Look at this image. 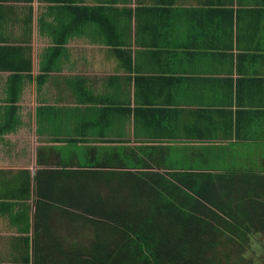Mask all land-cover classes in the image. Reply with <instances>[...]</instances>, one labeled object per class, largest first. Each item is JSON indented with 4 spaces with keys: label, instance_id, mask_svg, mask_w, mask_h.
<instances>
[{
    "label": "crops",
    "instance_id": "1",
    "mask_svg": "<svg viewBox=\"0 0 264 264\" xmlns=\"http://www.w3.org/2000/svg\"><path fill=\"white\" fill-rule=\"evenodd\" d=\"M0 3L13 16L29 14L32 42L40 37L48 48L54 45L52 28L71 19L59 6L64 4ZM72 3L93 8L90 13L106 21L99 25L82 18L62 44L59 68L46 76L44 90L56 94L52 103L36 102L33 108L29 155L37 169L55 168L61 155H68L70 167L76 168L86 155L88 163L100 165L95 188L114 191L116 171L135 169L121 168L120 147L126 158L158 172H263L264 0ZM20 27L21 22L9 24L8 30L16 33ZM114 44L128 51L130 70L117 65ZM77 80L80 91L104 101L78 103ZM106 106L111 108L101 111ZM52 125L58 129L51 131Z\"/></svg>",
    "mask_w": 264,
    "mask_h": 264
},
{
    "label": "trees",
    "instance_id": "2",
    "mask_svg": "<svg viewBox=\"0 0 264 264\" xmlns=\"http://www.w3.org/2000/svg\"><path fill=\"white\" fill-rule=\"evenodd\" d=\"M45 1L64 4L59 6L71 19L52 28L54 45L42 56L38 85L59 68L62 44L82 18L99 25L106 21L102 15L93 16V8L72 0ZM1 4L0 72L8 75L0 104V137L20 126L17 102L32 69L31 17L13 16L12 10L10 15ZM20 22V32L8 30L9 24ZM111 51L119 67L131 69L126 49L114 44ZM80 83L74 82L78 103L104 101L80 91ZM42 112H37L40 119ZM38 163L43 161L38 158ZM120 164L135 169L116 171V190L104 192L95 188L100 165L94 162L78 161L73 168L62 160L55 168H38L33 174L26 168L0 169V216L22 234L13 244L18 258L6 264H264L253 241L254 232L264 231V170L238 175L187 169L164 173L148 169V163ZM63 222L72 224L67 234L61 232ZM77 227L91 228L92 236L82 239Z\"/></svg>",
    "mask_w": 264,
    "mask_h": 264
},
{
    "label": "rangeland",
    "instance_id": "3",
    "mask_svg": "<svg viewBox=\"0 0 264 264\" xmlns=\"http://www.w3.org/2000/svg\"><path fill=\"white\" fill-rule=\"evenodd\" d=\"M92 33V32H91ZM99 35V32H96ZM31 37V36H30ZM48 42L45 39H41L38 37L34 42H32L30 38V42L28 46L30 47V56L32 62L31 69V79H27L24 82L23 90L20 94L19 100L17 104L18 115L21 120L20 126L16 128L13 133H6L2 136V141H0V169L4 170H13L16 171L18 169L27 168L30 171L36 170V162H31V155H29L30 146V131L31 125L33 121V108L36 106V102L38 105L44 102H53L54 95L52 90H50V94L44 90L46 88V81H44L41 85H38L36 82V75L39 73V62L42 58V55L48 48ZM8 75V72H0V104L3 105L4 98L6 97L5 91V80ZM50 86L52 80L49 81ZM54 82V81H53ZM59 96L55 97L58 98ZM70 98V97H69ZM72 99V98H71ZM70 99V100H71ZM56 108V107H55ZM51 117V116H50ZM39 118V116H38ZM52 124V121H48ZM47 124V123H46ZM48 125V124H47ZM53 126V125H52ZM48 128V126H47ZM57 127L53 126L51 131H56ZM46 128H41L44 130ZM41 137H39L40 143ZM118 158L121 160L122 164L126 162L127 166L130 164H134L133 157L129 159L126 158L124 151L118 147ZM62 160H69L68 155H61ZM114 160H112V165H114ZM56 164V161H54ZM82 162V161H79ZM84 162H87L86 155H84ZM51 164V162H50ZM54 164V163H53ZM40 167V165H39ZM189 168V167H187ZM105 190V189H104ZM33 198L29 200V203L32 205ZM34 211L33 206L30 208V214L32 215ZM64 228H62L61 232H65L67 234L68 229L71 227V223H65ZM73 225L77 226V223H73ZM77 236H81L90 238L92 236L91 228L77 227L76 229ZM254 240L256 241V254L260 258V255L264 259V252L262 249L264 248V231H257L253 233ZM22 235L18 232L15 226H11L9 220L6 216H0V263H13L18 255H16V249L13 247V244L16 242V238ZM259 244V245H258ZM17 248V247H16Z\"/></svg>",
    "mask_w": 264,
    "mask_h": 264
}]
</instances>
